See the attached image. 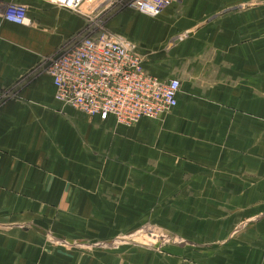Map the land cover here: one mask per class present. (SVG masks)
Listing matches in <instances>:
<instances>
[{"label": "crops", "instance_id": "1", "mask_svg": "<svg viewBox=\"0 0 264 264\" xmlns=\"http://www.w3.org/2000/svg\"><path fill=\"white\" fill-rule=\"evenodd\" d=\"M13 2L28 6L31 24L4 18ZM2 8L0 264H175L143 250L47 249L45 229L107 240L171 219L174 203L187 204L188 225L196 204L200 220L227 203L248 218L264 211V0H180L158 17L125 7L104 23L137 46L148 71L181 81L176 107L132 126L63 105L49 75L29 76L83 31L78 13L46 0Z\"/></svg>", "mask_w": 264, "mask_h": 264}, {"label": "built area", "instance_id": "2", "mask_svg": "<svg viewBox=\"0 0 264 264\" xmlns=\"http://www.w3.org/2000/svg\"><path fill=\"white\" fill-rule=\"evenodd\" d=\"M56 6L90 16L87 2L103 3L102 12L124 1L130 7L158 17L173 0H46ZM4 18L29 25L28 6L9 3ZM55 87V98L63 105L101 119L114 117L117 123L132 126L142 118L156 119L178 104L180 79H161L145 67L137 46L108 28L97 36L83 37L69 50L51 59L47 70Z\"/></svg>", "mask_w": 264, "mask_h": 264}, {"label": "rangeland", "instance_id": "3", "mask_svg": "<svg viewBox=\"0 0 264 264\" xmlns=\"http://www.w3.org/2000/svg\"><path fill=\"white\" fill-rule=\"evenodd\" d=\"M178 1L180 0H173V2ZM87 3L89 4L84 6V10L90 16L77 15L87 23L83 31L48 56L29 76L34 77L43 73L49 75L47 70L53 57L69 50L83 37L97 36L101 33L104 23H118V14L125 9L124 1L110 6L104 12H102L105 6L103 3ZM132 10L140 13L135 9ZM8 98L9 96L0 98V105ZM198 206L196 204L192 209L189 225L187 221L179 218L182 211L188 208L187 204L174 203L166 205L172 217L166 220L168 225H165L166 221L147 219L141 225L123 228L107 240L84 237L70 239L58 235L53 231L52 226H49L45 229V248L67 252L74 250L83 256L94 255L97 251L132 254L143 250L156 256L159 261L172 256L176 260L175 264H247L249 259L253 264H264V211L258 212L250 206L256 211L251 218H248V215L240 210L233 211L235 208L227 203L220 205L223 206L225 213L211 216L201 214L200 217L206 218L200 220L197 219ZM215 206V204H207L206 213H214L212 207ZM203 222L204 228L201 224ZM9 227H21V223L9 221Z\"/></svg>", "mask_w": 264, "mask_h": 264}]
</instances>
